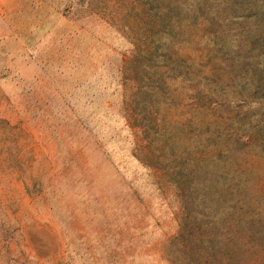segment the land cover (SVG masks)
Returning <instances> with one entry per match:
<instances>
[{
  "label": "rangeland",
  "instance_id": "374dc122",
  "mask_svg": "<svg viewBox=\"0 0 264 264\" xmlns=\"http://www.w3.org/2000/svg\"><path fill=\"white\" fill-rule=\"evenodd\" d=\"M143 1L0 0V264H186L170 243L185 212L166 159L209 154L230 131L254 133L233 157L264 192V72L237 73L234 88L224 70L220 83L204 77L210 61L223 68L216 45L264 46L210 41L201 23L176 44L201 76L179 65L161 79ZM213 226L209 264H222ZM251 243L239 260L234 243L225 252L255 264L264 240Z\"/></svg>",
  "mask_w": 264,
  "mask_h": 264
},
{
  "label": "trees",
  "instance_id": "16d2710c",
  "mask_svg": "<svg viewBox=\"0 0 264 264\" xmlns=\"http://www.w3.org/2000/svg\"><path fill=\"white\" fill-rule=\"evenodd\" d=\"M148 3L155 7L154 36H157L149 47L152 46L159 54L157 72L161 79H175L162 70L176 75L179 65L187 71L190 70L194 76H201L200 70L204 69L200 66L201 62L195 64L189 54L182 53L181 48H176V44L183 40L187 32L201 23L210 41L218 43L224 38L236 37L244 40L255 39V44L264 46V0H144L142 6L147 7ZM189 17H192L191 21L188 20ZM192 21L199 22L194 24ZM150 48L145 52L153 53ZM218 53L223 52L216 45L212 57L219 61L223 68L210 61V67L205 68L204 77L216 78V82L220 83V69L224 70L230 80L226 79V84L223 85L228 88H234V80L239 76V72L247 74L249 71L250 79H244L247 82L253 79L254 70L258 67L261 68V73L264 72V50L258 49L254 52L250 49L242 52L237 46L235 50L223 53V58H220ZM205 59L207 62L212 60L209 57ZM165 123L167 122L162 119L163 126ZM253 134L251 130L230 131L226 140L224 138V145L209 154H196L191 150L189 154L167 156L166 162L179 166L173 174V180L176 181L174 185L185 214L180 221L177 236L171 239L170 243L180 253L182 262H214L210 261L213 259V253L208 251L214 239V220L221 231L217 241L221 245L219 250L222 264H231V261L237 264V260L225 252L228 245L234 243L238 246L235 254L239 260L241 256L254 254L251 250V242H254V239L264 240V192L249 184L242 159L233 157L234 151L241 145L246 146L253 139ZM160 135L168 138L170 133L168 131ZM221 136L222 133L219 139ZM230 139H234V144L229 143ZM215 157L222 162L221 171L215 172L217 175L212 173L214 169L209 165ZM201 167L203 171L206 168L209 173H201ZM230 171L233 173L231 177ZM203 209L207 213L206 217L202 214ZM185 235L186 241L183 240ZM256 256L258 260L255 264H264V249ZM176 263L180 264V261Z\"/></svg>",
  "mask_w": 264,
  "mask_h": 264
}]
</instances>
